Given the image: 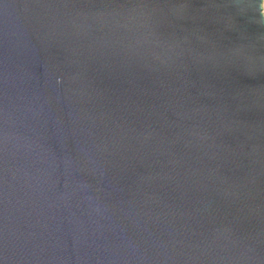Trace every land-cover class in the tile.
Instances as JSON below:
<instances>
[{"label": "water", "instance_id": "1", "mask_svg": "<svg viewBox=\"0 0 264 264\" xmlns=\"http://www.w3.org/2000/svg\"><path fill=\"white\" fill-rule=\"evenodd\" d=\"M0 264H264V0H0Z\"/></svg>", "mask_w": 264, "mask_h": 264}]
</instances>
